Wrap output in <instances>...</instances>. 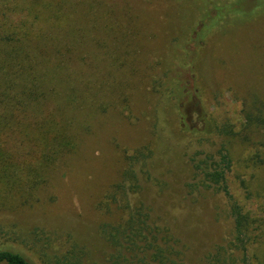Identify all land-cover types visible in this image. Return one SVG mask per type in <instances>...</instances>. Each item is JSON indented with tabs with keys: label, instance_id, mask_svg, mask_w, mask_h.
Listing matches in <instances>:
<instances>
[{
	"label": "rangeland",
	"instance_id": "obj_1",
	"mask_svg": "<svg viewBox=\"0 0 264 264\" xmlns=\"http://www.w3.org/2000/svg\"><path fill=\"white\" fill-rule=\"evenodd\" d=\"M232 1L0 0V84L28 70L56 87L69 139L0 177V251L105 264L104 227L124 221L127 198L169 229L184 264L222 247L229 264H264V0H237L244 19L206 51L196 42L198 10L223 16ZM212 154L231 163L230 197L196 169Z\"/></svg>",
	"mask_w": 264,
	"mask_h": 264
},
{
	"label": "trees",
	"instance_id": "obj_2",
	"mask_svg": "<svg viewBox=\"0 0 264 264\" xmlns=\"http://www.w3.org/2000/svg\"><path fill=\"white\" fill-rule=\"evenodd\" d=\"M211 2L197 9L202 15V28L197 32L196 42L202 44L205 51L208 50L213 37L217 36L219 29L232 27L240 17L243 19L245 17L240 1L233 0L232 6L235 5L236 10L223 16L217 14V7L221 5L216 6ZM211 10L216 12L215 15L211 14ZM231 17L234 18L227 21ZM193 29L195 30L194 26ZM20 75L26 79L23 83L17 84L15 80L10 79L7 83L0 84L1 178L8 175L13 177V173H16L14 168L21 160L30 161L44 149L60 148L62 151L68 143H65L68 139L66 130L61 128L64 118L57 115L56 108L52 104L56 87L42 86L39 82L42 76L33 71H23ZM79 79L78 77L77 80ZM81 82L86 85L89 79L83 78ZM65 88L71 96L78 93V89L72 84H68ZM71 139L73 140L72 137ZM45 145L50 146L44 148ZM55 155L56 153L53 156L46 155V158L53 159ZM212 155L205 160L207 162L198 163L196 169L203 171L204 185L230 197L228 174L231 171V163L216 159L218 154ZM132 174L134 175L133 171L127 176L131 177ZM114 200L116 204L125 203L123 198ZM125 209L127 212L122 223L115 226L107 224L104 227V237L112 248V253L108 255L105 264H184L182 251L178 248L174 236L168 228L161 227L155 222L148 209L141 205L130 206L127 198ZM233 215L236 220L237 240L242 243L245 217L237 206H234ZM229 258L228 249L222 247L215 254L207 257V264H229ZM0 264L34 263L17 252L4 250L0 251Z\"/></svg>",
	"mask_w": 264,
	"mask_h": 264
}]
</instances>
